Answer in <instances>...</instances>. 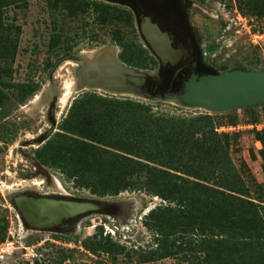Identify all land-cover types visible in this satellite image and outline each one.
Wrapping results in <instances>:
<instances>
[{"label": "rangeland", "instance_id": "obj_1", "mask_svg": "<svg viewBox=\"0 0 264 264\" xmlns=\"http://www.w3.org/2000/svg\"><path fill=\"white\" fill-rule=\"evenodd\" d=\"M62 2L64 6L57 9L55 18L50 16L46 0L0 5V35H8L13 24L21 27L14 58L2 57L3 52L0 55V213L6 215L9 222L3 242L8 238L12 242L0 246L1 264H59L57 257L63 253L68 258L62 264H139L128 262L125 251L112 256L95 254L86 248L82 241L97 233L99 226L104 228V236L124 243L132 253L144 250L149 254L159 248L163 252L165 246H172L164 257L156 255L140 264H230L232 261L264 264V245L256 244L257 240L251 246V240L241 236L239 231L228 233L217 229L215 234L203 233L190 223L194 215H203V210L207 209L204 205L193 207L181 219L177 218L179 226L175 231L165 228L168 236L161 244V233L156 241L155 233L146 227L145 220L151 217L147 216L151 210L170 202L147 190V174L134 177L138 180L133 190L102 195L85 184V173L79 168L83 167L84 151L79 149L71 154L70 148L64 149V144L69 145L71 141L64 138L57 143L61 140L59 134L67 133L63 130L64 119L75 99L85 95H91L100 105L106 103L104 100L149 105L152 114L166 118L192 120L209 115L215 131L227 135L230 146L222 161L227 167L223 180H218L217 185L206 184L228 193L224 185L227 181L245 186L248 196L237 195L257 203L264 221V103L216 113L183 106L176 97L190 76L188 70L182 69V64L194 61L191 57L185 59L189 53L187 48L193 55L191 37L197 41L194 67L199 72L216 74L236 68L264 70V15L244 8L241 0H181L180 18L168 21L166 28L159 25L172 41L177 37L187 42V46H182L180 61L172 65L157 57L143 34L142 23L150 16L140 15L129 2ZM78 14L86 24H79ZM239 14L251 20L248 27L238 26ZM112 16L114 19H109ZM256 34L260 36L257 42L254 41ZM125 44L129 45L128 57L142 61L144 67L130 65L123 59ZM171 45L178 49L176 43ZM142 51L146 54L142 55ZM206 54L208 57L204 58ZM112 64L115 65L113 71L109 68ZM92 67L116 74V78L113 77L116 81L111 84L106 76L96 79ZM69 89L72 93L63 103ZM83 105L84 110L90 106L88 102ZM83 112L79 113L82 117ZM193 125L194 130L202 126L195 122ZM75 137L78 136L75 134ZM54 141L55 146L49 150ZM61 155L65 156L59 161ZM20 195L92 201L99 208L65 219L58 226L33 229L17 209L15 199ZM113 230L118 233L117 238L110 234ZM183 240L185 247L194 241L195 250L180 251L178 245H173ZM132 253L136 260L137 255ZM215 254L222 262L217 263Z\"/></svg>", "mask_w": 264, "mask_h": 264}, {"label": "trees", "instance_id": "obj_2", "mask_svg": "<svg viewBox=\"0 0 264 264\" xmlns=\"http://www.w3.org/2000/svg\"><path fill=\"white\" fill-rule=\"evenodd\" d=\"M26 1L28 0H0V5H19ZM241 2L244 8L251 12L264 15V0H241ZM63 6L62 0H56L54 3L52 0H46V7L53 18L56 17L57 9ZM77 16L80 18L79 24L87 23L79 14ZM109 19H114V16ZM14 26L13 24L9 29L8 35H0V55L3 52L1 56L4 58L9 56L14 58L19 45L21 27ZM53 43L54 41L51 46ZM128 46L124 45L123 59L130 65L144 67L142 61H137L133 56L128 57L126 54ZM141 54L146 53L142 51ZM7 60L6 62H9ZM104 101L106 103L100 105L92 100L91 95H85L81 99L76 98L64 119L63 130L67 133H60L61 140L57 141V143L63 142L62 138L71 141L69 145L64 144V149L70 148L71 154L79 149L84 151L81 158L83 167L79 168L81 173H85L87 181L85 184H89V187L102 195L109 193L117 195L121 190L135 188L138 180L134 179L135 176L147 174V190L170 202L167 206L159 205L151 210L147 216H151L152 219L150 217L145 220L146 227L155 233L156 241L159 240V232L161 233V244L166 242L168 236L165 228L175 231L179 226L177 218L181 219L193 207L204 205L207 209L203 210V215L198 214L190 218V223L201 232L211 231L215 234L217 229L228 233L239 231L241 236L251 240L249 242L251 246L255 245L253 241L256 240V244L264 245V221L256 208L259 207L258 204L237 195L248 196L246 187L227 181L224 185L230 191L228 193L219 187L206 184V182H214L217 185L218 180H223L227 167L223 166L222 161L230 146L228 136L215 131L213 120L209 115L192 120L179 117L166 118L152 114L149 105L127 100ZM85 102L90 105L86 110L84 105L82 106ZM82 110L85 115L83 117L79 114ZM204 121L206 125L203 124ZM194 122L201 124V128L194 130ZM70 124L74 125L70 127ZM68 132L74 135H69ZM197 133H200V136H197ZM75 134L78 137H75ZM55 144L54 141L49 150H52ZM60 150L61 148L59 152ZM121 152L130 154L131 157ZM63 156L65 155L60 156L59 161ZM50 157L48 158L51 160L53 157ZM174 202L175 207H172ZM8 226L6 215L0 213V242L5 240ZM98 228L97 233L82 241L83 245L95 254L107 253L117 256L125 251L128 262L140 264L156 255L160 258L164 257L172 247L165 246L163 252L159 248L149 254L144 250H135L132 253L124 243L121 244L104 236L102 226ZM184 243L183 240L180 244L173 243V245H178L180 251L195 250L194 241L186 247ZM130 252L137 255L136 260ZM67 258L68 256L63 253L58 255L57 261L62 264ZM215 259H218L217 254ZM208 260L211 261V258ZM220 262L222 259L217 260V263ZM230 264L237 263L232 261Z\"/></svg>", "mask_w": 264, "mask_h": 264}, {"label": "water", "instance_id": "obj_3", "mask_svg": "<svg viewBox=\"0 0 264 264\" xmlns=\"http://www.w3.org/2000/svg\"><path fill=\"white\" fill-rule=\"evenodd\" d=\"M141 27L157 57L163 62L178 64L182 54L177 55L179 49L172 47L169 34L150 17L145 18ZM97 67H92V74L96 79L106 76L111 84L116 81L113 79L116 74L109 70L103 72V69ZM113 67V64L109 66ZM176 97L183 106L216 113L252 108L264 103V70L236 68L216 74L195 72L184 81L183 88ZM15 202L21 217L33 229L58 226L65 219L75 218L99 208L92 201L23 195L17 196Z\"/></svg>", "mask_w": 264, "mask_h": 264}, {"label": "flooded vegetation", "instance_id": "obj_4", "mask_svg": "<svg viewBox=\"0 0 264 264\" xmlns=\"http://www.w3.org/2000/svg\"><path fill=\"white\" fill-rule=\"evenodd\" d=\"M129 2V5L134 6L133 8L139 12L140 15H149L154 21L158 22V24L162 28H166L168 21L176 20L180 18L181 13L183 11L181 0H125ZM132 8V9H133ZM176 37V36H175ZM191 37V36H190ZM189 41L191 42L193 51L191 55L190 49L187 48V51H189L188 56L185 57V59H189L190 57L194 61L191 62H185L182 64L184 68L183 70H188L190 73V76L192 73H198L199 71L196 70V57L198 55V51L196 48V39L195 37L189 38ZM173 43L177 44V48L182 50V46H187V42L184 38L178 39L176 37L175 40L172 41ZM196 56V57H195ZM208 55L206 54L204 58H207ZM202 73V72H199ZM189 76V77H190ZM188 77V78H189Z\"/></svg>", "mask_w": 264, "mask_h": 264}, {"label": "built area", "instance_id": "obj_5", "mask_svg": "<svg viewBox=\"0 0 264 264\" xmlns=\"http://www.w3.org/2000/svg\"><path fill=\"white\" fill-rule=\"evenodd\" d=\"M226 7V6H225ZM236 23L238 24V26H243V27H248L249 26V24L251 23V20L250 19H248V17H246V16H243V15H241V14H239V16H237L236 17ZM258 37H260L259 35H254V41H256L257 42V38ZM12 231L11 230H9V234H12L11 233ZM110 234H112V237H115V238H117V235H118V233L116 232V231H111L110 232ZM12 242H10V239L8 238V241L6 242V243H0V246L2 247V245L3 246H5V245H7V244H11ZM37 257H35V259H36ZM28 260H30V259H28ZM0 264H1V261H0Z\"/></svg>", "mask_w": 264, "mask_h": 264}, {"label": "bare ground", "instance_id": "obj_6", "mask_svg": "<svg viewBox=\"0 0 264 264\" xmlns=\"http://www.w3.org/2000/svg\"><path fill=\"white\" fill-rule=\"evenodd\" d=\"M181 54H183V50L179 49V52L177 53V55L180 56ZM175 56H176V54H175L173 57H175ZM71 93H72V91H71V89H69L68 92L66 93V97L63 98V103H64V100H65L68 96L71 95ZM58 184H59V182H58Z\"/></svg>", "mask_w": 264, "mask_h": 264}]
</instances>
